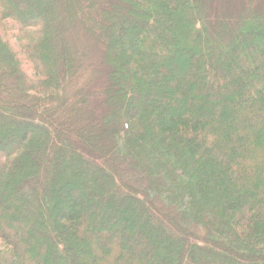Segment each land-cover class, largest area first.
<instances>
[{"label":"trees","instance_id":"obj_1","mask_svg":"<svg viewBox=\"0 0 264 264\" xmlns=\"http://www.w3.org/2000/svg\"><path fill=\"white\" fill-rule=\"evenodd\" d=\"M238 3L0 0V264H264V0Z\"/></svg>","mask_w":264,"mask_h":264},{"label":"rangeland","instance_id":"obj_2","mask_svg":"<svg viewBox=\"0 0 264 264\" xmlns=\"http://www.w3.org/2000/svg\"><path fill=\"white\" fill-rule=\"evenodd\" d=\"M76 1V3H77V8H78V10H77V14H76V21H77V24L78 25H80L79 24V22L81 21V22H92L93 20H95V17H94V19H92V18H89L88 16H87V12H91V11H88L87 9H86V7H88V2H90V0H75ZM222 1V0H221ZM235 1H239V3L237 4V6H239L240 5V3H241V0H235ZM241 6V5H240ZM238 8H240V7H238ZM97 17H99V16H97ZM100 54L98 53V51H97V48L95 49V51L93 50L92 51V53H90L89 54V58H94V60L95 61H97L98 60V56H99ZM185 55H186V53H184V58H185ZM183 57L181 58V59H177L176 60V63H174V66L173 67H178V66H180V67H183V62H184V60H183ZM87 59V62H89V60L90 59ZM86 62V61H85ZM96 64V63H95ZM115 71V70H114ZM102 80V79H101ZM262 92V91H261ZM264 92V91H263ZM99 92H93L92 93V95L94 96V97H97V96H99ZM264 94V93H263ZM80 104H81V106H82V109H84V110H89V109H91L92 108V106H91V104H89V101L87 100V98H83V99H81L80 100ZM73 112H74V110L73 109H71L70 110V112L69 113H67V112H62L63 114L61 115L60 114V118H62V119H66V121H69V119H70V116H71V113L73 114ZM79 111H75V115L76 116H78L79 114ZM75 115H74V117H73V119H71L70 121H72V125H76V124H78V120H75ZM71 125V124H70ZM77 126V125H76ZM85 131V130H84ZM86 132H87V129H86ZM88 136L90 135V134H87ZM91 137V136H90ZM93 138H102V135L101 134H98V135H95V136H93ZM73 166V165H72ZM70 197H77V199H79L80 198V202L82 203V202H84V204H87L88 202L85 200V198H84V195L82 194H78V195H72V194H70L69 195ZM84 198V201L82 200ZM83 204V203H82ZM136 229V231L137 232H141L142 231V227H137V228H135Z\"/></svg>","mask_w":264,"mask_h":264}]
</instances>
